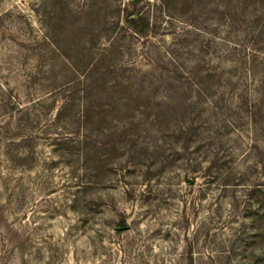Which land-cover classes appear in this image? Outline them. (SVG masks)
Here are the masks:
<instances>
[{
  "label": "rangeland",
  "instance_id": "rangeland-1",
  "mask_svg": "<svg viewBox=\"0 0 264 264\" xmlns=\"http://www.w3.org/2000/svg\"><path fill=\"white\" fill-rule=\"evenodd\" d=\"M0 264H264V0H0Z\"/></svg>",
  "mask_w": 264,
  "mask_h": 264
}]
</instances>
